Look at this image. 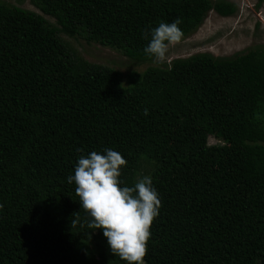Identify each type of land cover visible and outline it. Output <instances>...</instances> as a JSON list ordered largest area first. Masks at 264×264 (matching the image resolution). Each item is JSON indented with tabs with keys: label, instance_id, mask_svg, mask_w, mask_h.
I'll list each match as a JSON object with an SVG mask.
<instances>
[{
	"label": "trees",
	"instance_id": "trees-1",
	"mask_svg": "<svg viewBox=\"0 0 264 264\" xmlns=\"http://www.w3.org/2000/svg\"><path fill=\"white\" fill-rule=\"evenodd\" d=\"M30 3L0 10V264H127L66 180L105 148L124 186L147 174L158 192L145 264H264V43L126 74L78 48L145 63L146 30L178 19L180 41L236 2Z\"/></svg>",
	"mask_w": 264,
	"mask_h": 264
},
{
	"label": "clouds",
	"instance_id": "clouds-1",
	"mask_svg": "<svg viewBox=\"0 0 264 264\" xmlns=\"http://www.w3.org/2000/svg\"><path fill=\"white\" fill-rule=\"evenodd\" d=\"M179 20L160 22L144 32L146 56L163 63L170 45L179 41ZM148 109H144L147 115ZM82 152V149H77ZM126 159L116 150L105 148L80 155L73 173L66 177L75 184L80 208L93 228H100L111 253L127 264H145L150 225L158 215L160 200L150 175H142L132 186L119 179Z\"/></svg>",
	"mask_w": 264,
	"mask_h": 264
},
{
	"label": "rangeland",
	"instance_id": "rangeland-1",
	"mask_svg": "<svg viewBox=\"0 0 264 264\" xmlns=\"http://www.w3.org/2000/svg\"><path fill=\"white\" fill-rule=\"evenodd\" d=\"M233 1L238 7L234 14L220 16L213 10L209 11L204 22L195 32L169 46L165 61L198 51L227 56L250 45L264 43V1L259 5L256 4L257 0ZM0 2V10L6 5L13 4L35 10L30 0H0ZM78 48L87 59L116 67L124 74L133 69L141 70L147 65L157 64L154 60L136 64L114 50L93 44L86 45L82 42ZM197 123L203 124L201 120ZM205 129L209 130V127L205 126Z\"/></svg>",
	"mask_w": 264,
	"mask_h": 264
}]
</instances>
